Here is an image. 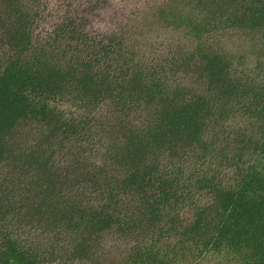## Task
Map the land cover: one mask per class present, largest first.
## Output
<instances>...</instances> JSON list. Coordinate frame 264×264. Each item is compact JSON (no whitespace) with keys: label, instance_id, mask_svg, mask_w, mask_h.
<instances>
[{"label":"rangeland","instance_id":"rangeland-1","mask_svg":"<svg viewBox=\"0 0 264 264\" xmlns=\"http://www.w3.org/2000/svg\"><path fill=\"white\" fill-rule=\"evenodd\" d=\"M3 1L16 23V4ZM42 1L34 44L71 19L122 36L133 64L105 81L63 50L39 52L38 87L70 95L73 114L44 125L18 102L12 73L0 79V264L136 263L132 248L154 229L122 231L112 209L152 208L170 164L196 182L154 207L151 222L174 236L185 219L201 220L189 239L209 243L221 228L213 218L232 219L208 254H180L179 264H264V0Z\"/></svg>","mask_w":264,"mask_h":264},{"label":"trees","instance_id":"trees-1","mask_svg":"<svg viewBox=\"0 0 264 264\" xmlns=\"http://www.w3.org/2000/svg\"><path fill=\"white\" fill-rule=\"evenodd\" d=\"M170 1L171 0L167 3ZM10 2H13L17 6V10H14V12L17 11V13H15L17 22L15 23L9 19L11 15L10 12L8 15L0 12V38L2 39L0 43H7L10 47L7 52L4 51L0 53V79H4L8 74L12 73V81H19L16 91L17 100L25 109L30 110L31 113L27 112V114L33 116L39 124L44 125L55 121L60 122L59 120H62L63 116L73 117L71 110L68 109L69 103L66 99L70 95L64 96L59 90L57 93H53V91L38 87L40 83L39 80H37V76L41 75V70L38 68L36 58L39 52H43L47 48H52L60 53L61 50H63L70 57L69 65L72 64L75 68L83 70L85 72L84 74H94L96 78L105 81L110 79L115 81L118 75H122L131 70L133 61L127 58L126 49L123 45L125 44L124 38L119 34L99 35L88 31L85 32V29L82 28L79 22L69 19L57 25L48 36L34 44L30 39L32 36V26L35 20L41 18L43 1L11 0ZM6 4L7 2L0 0V7L2 10L3 7L6 9ZM25 22L27 23V27L24 26ZM28 22L31 23L28 24ZM142 68L144 69V66ZM141 71L146 72V70ZM133 72L134 69L131 73L134 76L135 73ZM126 74L128 75V73ZM159 87L162 86L159 85ZM24 90L27 92H24ZM168 91L166 90L164 92L169 94ZM125 108L126 106L123 111L127 110ZM110 114L112 113L110 112ZM77 117H79V115H77ZM81 118L83 120L85 119L83 116ZM69 122L73 123V120L71 119ZM70 148V150L73 151V145ZM76 148L79 150L81 149V147H75L74 150ZM88 159L89 158L85 157L83 160L86 161ZM92 167L95 169L96 166L93 165ZM169 167L170 169L173 168V171H179L181 173V178L173 177V171L171 172L170 170L169 173L166 172V174H164V178L166 179H164L160 185L156 183L158 187L150 193L152 196L149 200L153 204L152 208L149 210H146V208L142 210L140 208L136 211L124 213L122 209L121 212L117 211L119 208L114 207L112 209L113 215L111 216L119 219L117 226L124 225V228L120 227L122 231L126 230L131 232L132 230H136L135 226L140 225L142 222H145L147 226H152L154 229L153 232L148 235V239L150 240L145 244L140 243L138 246L136 244V246L132 248L136 258V263L134 262L133 264H179L181 261V257H179L180 254H185L187 256H196V254L206 255L210 252V250L207 249L211 248L213 242H217L222 238L223 234H226L227 231L225 230H227L230 220H232L231 217L222 218L223 216L213 218L215 222L218 221L217 219H220L221 226L219 225V227L221 228L219 232L216 231L219 233L217 238H214L213 241L210 240L209 243L206 242L207 239H205V237H203L202 240L201 238L197 240L189 239V236L192 235L191 230L196 228L195 232H197L200 229L199 224H204L201 220L200 223H196L195 219H185L182 222V224H185V227L182 225L181 233L178 232V234L174 236L168 235L169 232H173V230L167 229L166 225L160 227V225L157 224L158 222H151V220H156V218L153 219V216L161 211H153L154 207H156L155 209H160L161 205L167 207L171 201L178 203L186 193L187 195L191 193V183L196 182V179L186 170L180 171V168H177L175 165L172 166V164H170L168 168ZM193 179L194 181L192 182ZM197 185H200V181ZM23 196L25 197V194ZM224 196L228 198L230 195ZM239 203H242V201L239 199L236 200L234 202V208ZM85 205L87 206L89 203H85ZM115 205L117 206L119 204L116 203ZM87 208L90 212H95L92 211V208ZM128 214H133V216H128ZM103 215V212H101L100 216L102 217L103 223H106L107 219L110 217H103ZM117 218L115 219L117 220ZM113 220L114 219L109 222ZM209 221H212V219H209ZM128 223L133 225L131 228L125 229ZM147 231L148 230L145 232ZM163 234H165V238L167 239L164 243H161L163 238L161 237L160 241H157L156 238ZM233 234L239 236V230L233 229ZM214 235L213 230V237ZM195 237L198 236L195 235ZM8 248L13 251V253L10 251L11 254L15 253L14 249L9 244Z\"/></svg>","mask_w":264,"mask_h":264}]
</instances>
